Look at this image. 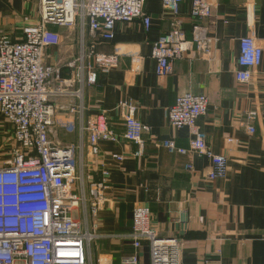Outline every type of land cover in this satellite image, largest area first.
<instances>
[{"label": "crops", "instance_id": "1", "mask_svg": "<svg viewBox=\"0 0 264 264\" xmlns=\"http://www.w3.org/2000/svg\"><path fill=\"white\" fill-rule=\"evenodd\" d=\"M190 1L183 0L177 18L187 40L193 25ZM210 2V36L216 40L212 53L184 55L173 63L167 77H156L151 59L153 43L176 22L162 9L161 0H146L145 13L151 19L148 31L140 20L117 23L113 40L96 44L98 54L113 56L117 62L108 75H99L96 84L85 91V118L105 113L117 142H101L100 156L85 158L92 181L104 184L106 200L97 215L102 238L93 245L95 259L100 256L109 264H120L132 252L130 240L123 237L131 232L133 208L142 205L151 213L150 225L158 238L180 240L181 264H264V0ZM38 3L0 0L2 33L20 40L24 26L39 22ZM53 31L62 35V42L45 51L48 65L65 63L77 53L75 29ZM244 37L256 40L263 59L253 79L240 85L234 73L239 40ZM185 93L208 98L206 114L196 120V127L206 135L213 153L226 157L228 171L223 179L209 181L212 166L189 152V130H174L168 124V108ZM129 101L137 107L136 119L150 129L143 135L140 157L134 156L138 146L122 138L125 111L119 104ZM70 103L52 100L56 107L53 140L62 145L77 142V134H68L64 128L71 117L57 109ZM249 113L255 116L248 119ZM4 124L0 117V160L7 159L1 147L9 132ZM249 126L254 129L252 136L246 131ZM227 139L233 143L227 144ZM163 141H174L185 154L168 153L157 145ZM114 155L123 160L112 159ZM187 165L192 171L185 169ZM106 236L118 238H103ZM139 264H149L147 243H143Z\"/></svg>", "mask_w": 264, "mask_h": 264}, {"label": "built area", "instance_id": "2", "mask_svg": "<svg viewBox=\"0 0 264 264\" xmlns=\"http://www.w3.org/2000/svg\"><path fill=\"white\" fill-rule=\"evenodd\" d=\"M145 3L146 0H39V22L24 26L20 40H11L0 30V117L10 127L4 147L7 159L0 161V264H109L105 257L95 259L93 255L94 243L102 238L97 215L106 200L104 184L92 181L85 158L99 157V144L116 143L117 135L108 127L105 113L85 118L84 94L96 84L99 75H108L117 62L113 56L98 54L97 42L112 41L117 23L129 25L140 20L149 30L151 19L145 13ZM183 3L161 0L162 9L176 22L152 45L151 59L159 79L167 77L173 63L184 55L195 52L210 56L216 42L210 36V0L190 1L193 25L189 40L177 20ZM54 28L76 30L77 53L65 63L48 65L44 62L45 51L62 42V35ZM262 59L263 51L256 40L241 38L236 83L248 84ZM53 99L71 101L57 109L73 120L64 128L68 134H77L75 144L62 145L53 140ZM207 107L205 95L185 93L168 108L167 121L174 130H189V152L210 162L212 169L207 178L213 181L223 179L228 167L226 157L213 153L206 135L196 127V120L206 114ZM119 108L125 111L122 138L138 146L134 156L140 157L143 135L150 129L136 119L137 107L133 103L122 102ZM254 116L249 113L247 118ZM246 131L250 136L254 134L252 126ZM226 143L232 144L233 140L227 139ZM157 145L170 154L186 152L174 141ZM111 158L123 160L121 156ZM185 169L192 171L190 165ZM150 220L148 208H133L131 232L123 237L130 240L132 252L120 264H139L143 243L148 246L149 264H181L180 240L158 238Z\"/></svg>", "mask_w": 264, "mask_h": 264}, {"label": "rangeland", "instance_id": "3", "mask_svg": "<svg viewBox=\"0 0 264 264\" xmlns=\"http://www.w3.org/2000/svg\"><path fill=\"white\" fill-rule=\"evenodd\" d=\"M4 125H7V124H4ZM4 125H3V127H4ZM8 127H9V125H7ZM8 131L10 132V127H9V129H8ZM6 137H8V135L6 134V135H4V138H6ZM55 140V139H54ZM1 144V143H0ZM2 149L3 150H5V151H7V149H5L4 147H6L5 146V141L2 143ZM0 161H3V160H0ZM93 253H94V248H93Z\"/></svg>", "mask_w": 264, "mask_h": 264}]
</instances>
